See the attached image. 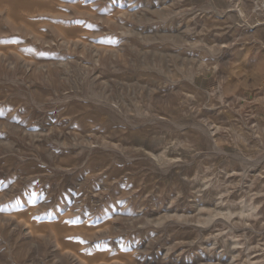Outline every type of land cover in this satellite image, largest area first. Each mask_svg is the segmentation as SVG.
Segmentation results:
<instances>
[{"label":"rangeland","instance_id":"1","mask_svg":"<svg viewBox=\"0 0 264 264\" xmlns=\"http://www.w3.org/2000/svg\"><path fill=\"white\" fill-rule=\"evenodd\" d=\"M18 1L0 2V264H264V0L243 18Z\"/></svg>","mask_w":264,"mask_h":264},{"label":"bare ground","instance_id":"2","mask_svg":"<svg viewBox=\"0 0 264 264\" xmlns=\"http://www.w3.org/2000/svg\"><path fill=\"white\" fill-rule=\"evenodd\" d=\"M1 1L3 2V0H0V2H1ZM15 1H18V0H15ZM26 1H27V0H26ZM30 1H31V0H30ZM30 1H28L27 4H28ZM47 1H48V0H47ZM87 1H88V0H87ZM87 1H86V2H87ZM118 1H119V0H118ZM167 1H168V0H167ZM175 1H176V0H175ZM179 1H180V0H179ZM237 1H238V0H237ZM240 1H241V0H240ZM243 1H244V0H243ZM243 1H242V3H243ZM247 1H248V0H245L244 2L248 3ZM4 2H6V0H4ZM9 2H10V1H9ZM13 2H14V1H13ZM18 2H19V1H18ZM20 2L23 3V1H20ZM20 2H19V3H20ZM24 2H25V0H24ZM43 2H45V1H44V0H40V1H37V2H36V0H35V2L32 3V6L34 5V7L42 8V6H43L42 3H43ZM82 2H83V1H82ZM90 2H91V1H90ZM206 2H207V1H206ZM206 2H205V3H206ZM210 2H211V3H210L207 7H208L210 10H213V11L216 13V16L224 17V16L231 15V14H236V15L239 16V18H243V16H244V13H245V12H244L243 6L240 4L239 1H238L239 3H238V2L236 3V0H235L234 4H226V5H222V4H220V5H222V7L224 6L223 10H220V9L217 7V5L219 6V4L216 5L215 2H214V0H210ZM253 2H254V4L252 3L253 5H252V7L250 8V11L259 14V13H258V12H259V5H260L263 1H262L260 4H259L257 1H253ZM7 3H8V1H7ZM10 3H11V2H10ZM10 3H8L7 6L10 5ZM15 3L17 4V2H15ZM19 3H18V5H19ZM80 3H81V2H80ZM117 3H118V2H117ZM119 3H120V2H119ZM119 3H118V4H119ZM128 3H129V2H128ZM162 3H163V2H162ZM226 3H227V0H226ZM231 3H232V2H231ZM0 4H1V3H0ZM2 4H4V3H2ZM13 4H14V3H13ZM13 4H11V6H9V7L11 8L12 15H13V11H14L15 9H17V8H16L17 5H13ZM83 4H84V2H83ZM98 4H99V3H98ZM115 4H116V3H115ZM129 4H131V3H129ZM151 4H152V3H151ZM23 5H25V3H24ZM23 5H22V6H23ZM47 5H50V4H47ZM81 5H82V4H81ZM141 5H142V4H141ZM160 5H161V4H159V6H160ZM165 5H166V4H165ZM176 5H177V3H176ZM244 5H245V4H244ZM250 5H251V4H250ZM12 6H16L15 9H14ZM30 6H31V5H30ZM45 6H46V4H45ZM55 6H56V5H55ZM120 6H121V5H120ZM150 6H151V5H150ZM152 6H153V4H152ZM173 6H174V5H173ZM115 7H116V6H115ZM145 7H147V6H145ZM153 7L157 10V12L159 13L160 17H162V18L164 17V18H165L166 11L164 10V8H166V6H163V5H162V6L158 7V4H157V5L155 4ZM153 7H152V8H153ZM170 7H171V6H170ZM225 7H226V8H225ZM247 7H248V4H247ZM249 7H250V6H249ZM249 7H248V9H249ZM10 8H9V10H10ZM20 8H21V7H20ZM26 8H28V6H26ZM38 8H37V9H38ZM48 8H49V7H48ZM56 8H57V7H56ZM173 8H174V7H173ZM173 8H172L171 11H173ZM197 8H198V7H197ZM199 8H200V7H199ZM199 8H198V9H199ZM201 8H202V7H201ZM204 8H205V7H204ZM208 8H207L206 10H209ZM22 9H25V8H22ZM35 9H36V8H35ZM54 9H55V8H54ZM85 9H86V8H85ZM93 9H94V8H93ZM106 9H107V8H106ZM147 9H148V8H147ZM178 9H180V8H178ZM202 9H203V8H202ZM26 10H27V9H26ZM30 10H31V8H30ZM174 10H175V8H174ZM183 10H184V9H183ZM16 11H18V10H16ZM28 11H29V8H28ZM32 11H33V10H32ZM43 11H44V10H43ZM81 11H82V10H81ZM136 11H137V10H136ZM136 11H134V12H132V13H133V14H136L135 16H139L140 13L138 14ZM144 11H145V10H144ZM148 11H149V10H148ZM150 11H151V10H150ZM171 11H170V12H171ZM245 11H246V10H245ZM18 12H19V11H18ZM90 12H91V11H90ZM170 12H169V13H170ZM178 12H180V10H179ZM15 13H16V12H15ZM152 13H153V12H152ZM173 13H174V12H173ZM183 13H184V12H183ZM9 14H10V12H9ZM21 14H22V13H21ZM116 14H117V13H116ZM144 14H145V13H144ZM147 14H149V13H147ZM208 14H209V13H208ZM213 14H214V13H213ZM141 15H142V14H141ZM15 16L18 17V15H16V14H15L14 16H11V17H15ZM100 16H101V15H100ZM234 16H235V15H234ZM251 16H252V15H251ZM21 17H22V16H21ZM21 17H20V15H19V18H21ZM24 17H25V16H24ZM24 17H23V18H24ZM133 17H134V16H133ZM146 17H147V15H146ZM15 18H16V17H15ZM26 18H27V17H26ZM164 18H163V19H164ZM170 18H171V17H170ZM255 18H256V17H255ZM136 19H137V18H135V20H136ZM139 19H140V18H139ZM172 19H173V18H172ZM244 19H245V18H244ZM244 19H243V20H244ZM23 20H24V19H23ZM26 20H27V19H26ZM157 20H158V19H157ZM159 20H160V19H159ZM159 20H158V21H159ZM165 20H166V19H165ZM243 20H241V21L243 22ZM28 21H29V20H28ZM238 21H239V23L241 22L240 20H238ZM244 21H246V20H244ZM248 21H249V20H248ZM19 22H20V21H19ZM30 22H31V21H30ZM236 22H237V20H236ZM28 23H29V22H28ZM34 23H35V22H34ZM34 23H32V25H33ZM160 23H162V22H160ZM169 23H170V22H169ZM169 23H168V24H169ZM243 23H244V22H243ZM253 23H254V22H253ZM263 23H264V22H263ZM64 24H65V23H64ZM141 24H142V23H141ZM155 24H156V23H155ZM158 24H159V23H158ZM176 24H177V23H176ZM214 24H215V23H214ZM247 24H250V23H247ZM247 24H246V25H247ZM254 24H255V23H254ZM258 24H260V22H258ZM258 24H257V25H258ZM30 25H31V24L29 23V26H30ZM32 25H31V27H33ZM246 25H245V26H246ZM26 26H27V25H26ZM66 26H67V25H66ZM247 26H248V25H247ZM252 26H253V25H252ZM161 27H162V26H161ZM250 27H251V26H250ZM66 28H68V27H66ZM120 28H121V27H120ZM154 28H155V27H154ZM231 28H232V27H231ZM231 28H230V29H231ZM245 28H246V27H245ZM173 29H174V28H173ZM173 29H172V30H173ZM261 29H262V28H261ZM58 30H59V29H58ZM63 30H64V31H63L64 33L67 32L66 34H69V35H71V36H72V35H73V36L75 35V33L73 32L74 30H72V29H71V30L69 29L70 31H67L65 28H63ZM79 30H80V29H79ZM161 30H162V29H161ZM164 30H165V27H164L163 31H164ZM169 30H171V28H170ZM179 30H180L179 28H178V29L176 28V29H175V32H176V31H179ZM150 31H151V30H150ZM158 31H159V30H158ZM224 31H225V30H224ZM231 31H232V30H231ZM30 32H31V31H30ZM139 32H140V30H139ZM152 32H153V31H152ZM156 32H157V30H156ZM166 32H167V31H166ZM168 32H169V31H168ZM182 32H183V30H182ZM252 32H253V31H252ZM28 33H29V32H28ZM160 33H161V31H160ZM170 33H171V32H170ZM173 33H174V31H173ZM177 33H178V32H177ZM229 33H230V32H229ZM33 34H34V33H33ZM139 34L141 35V33H139ZM171 35H172V34H171ZM233 35H234V34H233ZM47 36H48V35H47ZM149 36H150V35H149ZM158 36H159V35H158ZM166 36H167V35H166ZM174 36H175V35H174ZM176 36H177V35H176ZM185 36H186V35H185ZM225 36H227V35H225ZM41 37H42V36H41ZM41 37H39V38H41ZM49 37H50V36H49ZM77 37H78V36H77ZM146 37H147V36H146ZM160 37H161V36H160ZM171 37H173V36H171ZM171 37H170V38H171ZM183 37H184V36H183ZM253 37H255V36H254V33H253ZM50 38H51V37H50ZM52 38H53V37H52ZM57 38H58V37H57ZM60 38H61V37H60ZM69 38H70V37H69ZM74 38H75V37H74ZM147 38H148V37H147ZM170 38H169V42L171 41ZM61 39H62V38H61ZM79 39H80V38H79ZM176 39H177V38H176ZM200 39H201V38H200ZM250 39H251V38H250ZM67 40H68V39H67ZM120 40H121V39H120ZM185 40H186V38H185ZM187 40H188V38H187ZM227 40H228V39H227ZM52 41H55V40H52ZM59 41H60V40H59ZM72 41H73V40H72ZM74 41H75V40H74ZM77 41H78V40H77ZM128 41H129V40H128ZM159 41H160V40H159ZM159 41H158V42H159ZM162 41L165 42L166 39H165V40L162 39ZM261 41H262V40H261ZM117 42H118V41H117ZM143 42H144V41H143ZM190 42L192 43V40H191ZM193 42H194V41H193ZM263 42H264V41H263ZM34 43H35V42H34ZM41 43H42V42H41ZM57 43H59V42H57ZM261 43H262V42H261ZM133 44H134V43H133ZM160 44H161V42H160ZM171 44H175V41H173V43H172V41H171ZM178 44L180 45V43H178ZM208 44H210V43H208ZM262 44H263V43H262ZM114 45H115V44H114ZM120 45H121V43H120ZM186 45H187V44H186ZM186 45H185V46H186ZM191 45H192V44H191ZM191 45H190V46H191ZM196 45H197V44H196ZM42 46H43V45H42ZM148 46H149V45H148ZM152 46H153V45H152ZM158 46H159V45H158ZM177 46H178V45H177ZM188 46H189V45H188ZM227 46H228V45H227ZM56 47H57V46H56ZM79 47H80V46H79ZM139 47L141 48V46H139ZM142 47H143V46H142ZM192 47H194V45H192ZM196 47H198V46H196ZM67 48H68V47H67ZM119 48H120V47H119ZM148 48H149V47H148ZM178 48H179V47H178ZM186 48H187V47H186ZM217 48H218V47H217ZM97 49H98V48H97ZM103 49H104V51L113 52V50H111V49H107L106 47L103 48ZM113 49H114V48H113ZM121 49H122V47H121ZM138 49H139V48H138ZM142 49H143V48H142ZM163 49H164V48H163ZM168 49H169V48H168ZM176 49H177V48H176ZM180 49H181V48H180ZM190 49H191V48H190ZM100 50H101V49H100ZM151 50H152V49H151ZM156 50H157V49H156ZM210 50H212V49H210ZM157 51H158V50H157ZM159 51H161V50H159ZM102 52H103V50H102ZM161 52H162V51H161ZM161 52H160V53H161ZM166 52H167V51H166ZM99 53H100V52H99ZM164 53H165V51H164ZM178 53H180V52H178ZM92 54H93V53H92ZM109 54H110V53H109ZM115 54H116V53H115ZM117 54H118V53H117ZM117 54H116V55H117ZM142 54H143V53H142ZM142 54H141V56H142ZM147 55H148V53H147ZM161 55H163V54H161ZM178 55H179V54H178ZM180 55H181V54H180ZM182 55H183V54H182ZM186 55H187V54H186ZM213 55H214V54H213ZM95 56H96V53H95ZM143 56H144V54H143ZM157 56H158V55H157ZM159 56H160V54H159ZM150 57H151V56H150ZM74 58H76V57H74ZM62 59H63V58H62ZM71 59H72V58H71ZM95 59H96V58H95ZM137 59H138V58H137ZM137 59H136V61H137ZM29 60H30V59H29ZM68 60H69V59H68ZM83 60H84V59H83ZM140 60H141V62H143V61H142V60H143L142 58H141ZM144 60H145V59H144ZM151 60H152V58H151ZM66 61H67V60H66ZM79 61H80V60H79ZM93 62H94V61H93ZM111 62H112V61H111ZM182 63H183V62H182ZM59 64H60V63H59ZM85 64H86V63H85ZM89 64H90V63H89ZM133 64H134V62H133ZM67 65H68V63H67ZM146 65H147V64H146ZM164 65H166V64H164ZM86 66H87V65H86ZM62 67H63V66H62ZM90 67H91V66H90ZM97 67H98V66H97ZM64 68H65V67H64ZM70 68H71V67H70ZM166 68H167V67H166ZM79 69H80V68H79ZM158 69H160V68L158 67ZM27 70H28V69H27ZM76 70H77V69H76ZM80 70H81V69H80ZM92 70H93V69H92ZM167 70H168V69H167ZM169 70H170V69H169ZM62 71H63V70H62ZM62 71H61V72H62ZM68 71H69V70H68ZM149 71H150V70H149ZM153 71H154V70H153ZM157 71H158V70H157ZM174 71H176V70L174 69ZM79 72H80V71H79ZM82 72H83V71H82ZM85 72H86V71H85ZM146 72H147V71H146ZM150 72H152V70H151ZM159 72L161 73L162 71L159 70ZM159 72H158V73H159ZM170 72H171V71H170ZM97 73H98V72H97ZM79 74H80V73H79ZM138 74H139V73H138ZM154 74H155V72H154ZM164 74H165V73H164ZM166 74H167V73H166ZM166 74H165V75H166ZM68 75H69V74H68ZM159 75H160V74H159ZM161 75H162V74H161ZM85 76H86V75H85ZM163 77H164V76H163ZM80 78H81V77H80ZM191 78H192V77H191ZM66 79H67V78H66ZM84 79H85V78H84ZM135 79H136V78H135ZM157 79H158V78H157ZM77 80H78V79H77ZM96 80H97V79H96ZM99 80H100V79H99ZM136 80H137V79H136ZM163 80H164V79H163ZM130 81H133V80H130ZM14 82H15V81H14ZM79 82H80V81H79ZM79 82H78V83H79ZM84 82H85V81H84ZM84 82H83V83H84ZM101 82H102V81H101ZM73 83H74V82H73ZM81 83H82V82H81ZM145 83H146V82H145ZM150 83H151V82H150ZM100 84H101V83H100ZM145 85H146V84H145ZM100 86H101V85H100ZM147 86H148V85H147ZM25 87H26V86H25ZM56 87H57V86H56ZM129 87H130V86H129ZM171 87H172V86H171ZM77 88H79V86H78ZM80 89H81V88H80ZM74 91H75V90H74ZM38 92H39V91H38ZM134 92H135V91H134ZM66 93H67V92H66ZM67 94H68V93H67ZM74 94H76V92H74ZM87 94H88V93H87ZM87 94H86V95H87ZM89 94H90V93H89ZM82 95H84V94H82ZM61 96H62V94H61ZM77 96H78V95H77ZM90 97H92V96H90ZM90 97H88V99H89ZM62 98H63V97H62ZM82 98H83V97H82ZM100 98H101V97H100ZM100 98H98V99L100 100ZM33 99H34V98H33ZM56 99H57V98H56ZM92 99H93V97H92ZM96 99H97V98H96ZM98 99H97V101H98ZM115 99H116V98H115ZM58 100H59V99H58ZM103 100H104V99H103ZM32 101H33V100H32ZM90 101L92 102V100H90ZM93 101H94V99H93ZM100 101H101V100H100ZM33 102H34V101H33ZM42 102H43V101H42ZM98 102H99V101H98ZM98 102H97V104H98ZM106 102H107V101H106ZM108 102H109V101H108ZM108 102H107V103H108ZM99 103H100V102H99ZM113 103H114V101H113L112 103H108V107L114 109V111L117 110V112H119L120 115L125 116V114H122L123 112H121L123 109L121 108V109H122L121 111L118 110V108L116 109V107H114L115 104H113ZM115 103H116V102H115ZM102 104H103V101H102ZM103 105H104V104H103ZM116 105H117V104H116ZM127 105H128V104H127ZM86 106H87V105H86ZM106 106H107V105H105V107H106ZM123 106H124V105H123ZM177 106H178V105H177ZM117 107H119V106H117ZM120 107H121V106H120ZM88 109H89V108H88ZM119 109H120V108H119ZM103 111H104V110H103ZM105 111H106V110H105ZM117 112H116V113H117ZM104 114H105V113H104ZM113 114H114V113H113ZM117 114H118V113H117ZM119 114H118V115H119ZM108 115H109V114H108ZM125 117H126V116H125ZM157 117H159V116H157ZM165 117H166V116H165ZM165 117H163V118L165 119ZM169 117H170V116H169ZM166 119H167V118H166ZM128 120H129V119H128ZM161 120H162V119H161ZM168 120H169V119H168ZM171 120H172V119H171ZM173 120H175V119H173ZM129 121H130V120H129ZM129 121H128V123H129ZM148 121H149V120H148ZM150 121H151V120H150ZM169 121H170V120H169ZM169 121H168V122H169ZM176 121H177V120H176ZM193 121H194V122H191V123H189V124L194 125L195 128H197L201 133H206V132H207L206 130H209V129H210V128H209V129H205V127H206V126H204L205 123H204V125H203V124H201L200 122H198V120H196V119H193ZM166 122H167V121H166ZM170 122H171V121H170ZM178 122H179V121H178ZM201 122H202V121H201ZM38 123H39V122H38ZM179 123H180V122H179ZM179 123H177V122H176V123L173 122V124H175V125H177V126L179 125ZM182 123H183V122H182ZM186 123H187V122H186ZM192 123H193V124H192ZM202 123H203V122H202ZM135 124H136V123H135ZM171 124H172V123H171ZM180 124H181V123H180ZM132 125H134V124L132 123ZM181 125H184V124H181ZM181 125H180V126H181ZM172 126H173V125H172ZM180 126H179V127H180ZM25 127H26V126H25ZM41 127H42V126H41ZM41 127H40V128H41ZM48 127H49V126H48ZM135 127H136V126H135ZM185 127H186V126H185ZM207 127H208V126H207ZM180 128H181V127H180ZM59 129H60V128H59ZM43 130H44V129H43ZM46 130H47V129H46ZM208 132H209V131H208ZM32 133H33V132H32ZM36 133H37V132H36ZM210 133H211V132H210ZM84 134H85V133H84ZM263 134H264V133H263ZM36 136H37V134H36ZM65 138H66V137H65ZM210 139H211V138H210ZM146 141H147V140H146ZM148 142H149V141H148ZM150 142H152V140H151ZM213 142H214V141H213ZM213 142H212V143H213ZM138 143H139V142H138ZM60 144H61V143H60ZM210 144H211V142H210ZM212 145H213V144H212ZM214 145H215V144H214ZM214 145H213V147H214ZM215 146H216V145H215ZM216 147H218V146H216ZM218 149H220V148H217V149L215 148L216 151H218ZM212 150H214V149H212ZM219 151H220V150H219ZM222 152H223V151H222ZM238 152H240V150H239ZM240 153H241V152H240ZM234 154H235V153H234ZM242 154H243V153H242ZM231 155H233V153H232ZM261 155H262V154H261ZM32 156H33V155H32ZM64 156H65V155H64ZM125 156H126V155H125ZM147 156H148V155H147ZM238 156L241 158V157H243L244 155L242 156L241 154H239ZM118 157H119V156H118ZM239 157H238V158H239ZM245 157H246V156H245ZM257 157H259V155H258ZM158 158H159V157H158ZM251 158H252V157H251ZM260 158L263 159L264 156H263V157L260 156ZM242 159L245 160L246 158L243 157ZM84 160H85V159H84ZM149 160H150V159H149ZM244 160H243V161H244ZM251 160H253V159H249V158H248V161H247V159H246L244 162L247 161V162L249 163ZM256 160H257V159L251 161L250 163L254 164L253 162L256 163ZM262 161H263V160H262ZM79 162H80V161H79ZM82 162H84V161L82 160ZM76 163H77V162H76ZM153 163H154V162H153ZM180 163H181V162H180ZM183 163H184V162H183ZM186 163H187V162H186ZM250 163H249V164H250ZM258 163H259V162H258ZM78 164H79V163H78ZM173 164H174V163H173ZM173 164H172V165H173ZM252 164H251V165H252ZM256 164H257V163H256ZM78 166H79V165H78ZM59 167H60V166H59ZM155 167H157V166H155ZM159 167H160V166H158V168H159ZM64 168H65V167H64ZM152 168H153V167H152ZM161 168H162L161 170H163V168H165V167H161ZM72 170H74V169H72ZM152 170H154V169H152ZM159 170H160V169H159ZM168 170H169V169H168ZM61 171H62V170H61ZM155 171H156V169H155ZM83 172H84V171H83ZM167 172H168V171H167ZM178 172H179V171H178ZM84 179H85V178H84ZM100 179H101V178H100ZM100 179H99V180H100ZM215 181H216V180H215ZM90 182H91V181H90ZM70 184H71V183H70ZM108 184H109V183H108ZM110 184H111V183H110ZM107 187H108V186H107ZM120 187H121V186H120ZM99 188H100V187H99ZM110 188H111V187H110ZM214 188H215V187H214ZM127 190H128V189H127ZM99 192H100V191H99ZM107 192H108V191H107ZM119 193H120V192H119ZM0 196H1V195H0ZM113 197H114V196H113ZM90 199H92V198H90ZM121 199H122V198H121ZM199 200H201V199H199ZM116 201H117V200H116ZM43 202H44V201H43ZM96 202H97V201H96ZM98 202H99V201H98ZM200 202H201V201H200ZM67 203H68V202H67ZM202 203H203V202H202ZM222 205H225V204H222ZM222 205H221V206H222ZM39 206H40V205H39ZM66 206H67V205H66ZM26 207H27V206H26ZM61 207H63V206H61ZM98 207H100V206H98ZM118 208H119V207H118ZM218 208H219V207H218ZM220 208H221V207H220ZM115 209H116V208H115ZM78 210H79V209H78ZM222 210H223V209H222ZM89 211H90V210H89ZM206 211H207V210H206ZM220 211H221V210H220ZM152 212H153V211H152ZM166 212H167V210H166ZM172 212H173V211H172ZM213 212H214V211H213ZM23 213H24V212H23ZM109 213H110V212H109ZM113 213H114V212H113ZM167 213H168V212H167ZM224 213H225V212H224ZM61 214H62V213H61ZM120 214H121V213H120ZM169 214H170V213H169ZM27 215H28V214H27ZM27 215L25 214V216H27ZM81 215H82V214H81ZM90 215H91V214H90ZM125 215H126V214H125ZM125 215H124V216H125ZM130 215H131V214H130ZM138 215H139V214H138ZM224 215H225V214H224ZM51 216H52V215H51ZM96 216H97V215H96ZM32 217H33V216H32ZM34 217H36V216H34ZM43 217H44V216H43ZM66 217L68 218V216H66ZM161 217H162V216H161ZM213 217H214V216H213ZM82 218H83V217H82ZM136 218H137V217H136ZM150 218H151V217H150ZM155 218H156V217H155ZM210 218H211V216H210ZM215 218H216V216H215ZM32 219H33V218H32ZM50 219H51V218H50ZM55 219H56V218H54V220H55ZM211 219H212V218H211ZM213 219H214V218H213ZM213 219H212V220H213ZM28 220H29V219H28ZM65 220H67V219H65ZM209 220H210V219H209ZM212 220H210V222H211ZM32 221L34 222V223H33L34 226H37V227L41 226L40 224L35 223L37 220H36V221L32 220ZM83 221H84V220H83ZM200 221H201V220H200ZM49 222H50V221H47V222H46V223H48L47 226H49V224H50ZM79 222H80V221H79ZM91 222H92V221H91ZM109 222H110V221H109ZM157 222H158V221H157ZM186 222H188V221H186ZM27 223H28V222H27ZM51 223H52V222H51ZM68 223H70V221H69ZM75 223H76V222H75ZM201 223H202V222H201ZM42 224H43V223H42ZM44 224H45V223H44ZM92 224H94V223H92ZM117 224H118V223H116V225H117ZM165 224H166V223H165ZM183 224H184V223H183ZM185 224H186V223H185ZM28 225H29V224H28ZM31 225H32V224H31ZM61 225H62V222H61ZM88 225H89V224H88ZM73 226H74V225H73ZM90 226H91V225H90ZM44 227H45V226H44ZM117 227H118V226H117ZM42 228H43V227H42ZM58 228H59V227H58ZM60 228H61V227H60ZM54 229H55V228H54ZM65 229H66V228H65ZM27 230H28V228H27ZM57 230H58V229H57ZM65 233H66V232H65ZM96 233H97V232H96ZM97 234H98V233H97ZM97 234H96V235H97ZM53 235H54V234H53ZM94 236H95V235H94ZM53 239H54V238H53ZM54 240H55V239H54ZM227 241H228V240H227ZM53 242H54V241H53ZM53 242H52V244L55 243V242H54V243H53ZM230 242H232V241H230ZM56 244H57V243H56ZM56 244H54V246H55ZM59 247H60V246H59ZM229 247H230V246H229ZM66 249H67V248H66ZM59 250H60V249H59ZM232 250H233V249H232ZM123 251H124V250H123ZM207 251H208V250H207ZM228 251H229V250H228ZM72 252H73V251H72ZM79 252H80V251H79ZM213 252H214V251H213ZM74 253H75V252H74ZM69 254H70V253H69ZM75 255H76V254H75ZM65 256H66V253H65ZM67 256H70L69 259H71L72 262H73V260H77V259H78V257H77V259H76V257H75L74 255L72 256V255H68V254H67ZM67 256H66V257H67ZM79 260H80V258H79ZM89 260H90V259H89ZM101 261H103V260H101ZM85 262H86V261H85ZM108 263H109V262H108ZM125 264H126V263H125Z\"/></svg>","mask_w":264,"mask_h":264}]
</instances>
